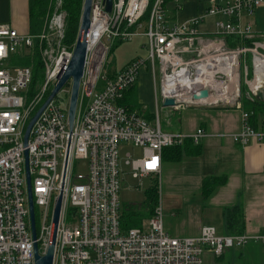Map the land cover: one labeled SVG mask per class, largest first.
Wrapping results in <instances>:
<instances>
[{"label": "built area", "instance_id": "2783aa9c", "mask_svg": "<svg viewBox=\"0 0 264 264\" xmlns=\"http://www.w3.org/2000/svg\"><path fill=\"white\" fill-rule=\"evenodd\" d=\"M57 1L58 5L62 2ZM166 1L112 0L111 12L107 13L103 0H92L72 130L68 131L67 121L70 89L64 91L68 102L63 105L57 102L62 87L34 123L25 147L26 124L55 85L57 71L67 67L74 44L63 42V11L45 18L38 34H20L0 24V264H34V241L38 253L45 252L61 183L52 264H203L204 249L218 256L225 249L250 242L264 246V233L222 235L212 226L201 227L194 237L170 236L163 228L160 203L152 210L146 228L123 231L120 227L119 142L141 149V157L126 161L132 175L141 178L159 172L164 148L181 145L187 139L197 144L205 136L202 129L190 134L163 131L158 117L148 121L119 104L125 91L137 82L139 72L143 68L150 70L155 108L165 98L176 102L170 109L216 105L224 99L216 92L214 84L222 83L216 79L228 76L211 63L219 58L229 59L235 63L231 68L235 71L237 56L242 52L239 47L226 48L224 38L264 36L252 33L250 25L242 26L240 22L243 14L252 15L264 6V0H208L200 15L179 24L167 22ZM208 17H218L214 31L202 34L199 24ZM136 36L146 38V60L136 58L109 77L106 58L114 43ZM34 47L41 58L43 81L29 98L32 68L17 62ZM258 56V52L253 54V65ZM208 78L212 80L210 83ZM196 80L203 84L194 85ZM202 89L207 90V97L194 98ZM212 97L219 100H211ZM238 102L235 100V105L240 109ZM230 138L241 145L264 142V119L261 129H256L249 123V114L241 111V128ZM24 150H27L34 220L35 206L40 217L34 241ZM77 160H86L85 174L74 173Z\"/></svg>", "mask_w": 264, "mask_h": 264}, {"label": "crops", "instance_id": "0c3cea01", "mask_svg": "<svg viewBox=\"0 0 264 264\" xmlns=\"http://www.w3.org/2000/svg\"><path fill=\"white\" fill-rule=\"evenodd\" d=\"M207 1L167 0V22L179 24L200 15ZM217 19L206 18L199 24L200 32L210 34ZM240 22L242 26L250 25L252 33L264 34V6L257 8L252 15L243 14ZM0 24L8 25L20 34H30L28 0H0ZM117 72L114 69L108 74L113 77ZM138 78L144 81L145 87L138 83ZM138 78L134 85L137 102L142 108L141 115L147 110L155 116L154 100L149 93V70L143 68ZM238 103L240 109L235 103L229 106L206 103L182 109H170L161 104L160 127L163 131L190 134L202 129L205 136L197 144L187 139L181 145L164 148L157 174L136 178L128 167L130 177L150 180V185L143 191V201L129 204L143 215L140 227L142 220L149 218L150 213L142 205L147 190L154 185L157 203L162 207L163 228L170 236L194 237L203 226L214 227L218 234H234L228 222L235 223L238 219L236 213H240L237 224L240 234L264 233V142L251 141L241 145L232 141L230 134L241 128V111H245ZM262 118L263 114H258L256 129H261ZM133 147L140 151L134 158L141 157V149ZM161 196L166 197L165 209ZM126 206L120 203L121 212ZM202 259L203 264H264V246L250 242L238 248L225 249L218 256L204 249Z\"/></svg>", "mask_w": 264, "mask_h": 264}, {"label": "rangeland", "instance_id": "374dc122", "mask_svg": "<svg viewBox=\"0 0 264 264\" xmlns=\"http://www.w3.org/2000/svg\"><path fill=\"white\" fill-rule=\"evenodd\" d=\"M51 2H52V5H50V10H49V7H47L45 18L50 16L55 11L57 12L63 11L66 16V12L63 9H61L62 3L58 5L57 0H51ZM237 47L242 49V52L239 56H237L236 65L234 68L235 74L237 77L236 86H234L232 89H229L227 91H221V92H220L221 89L219 90L216 88V92L219 94L218 96L222 97V99L224 97V99L221 100V102H219L220 105L229 106L235 103V100H239L242 105L241 98H240L241 96L242 98L248 99L250 101H252L254 97L252 94V89H251V82L254 80L253 54L255 52H258L260 55L258 57L264 58V36H257L253 38H240V41ZM147 55H148V50L146 46V40L142 36H136V37L131 38L130 40L121 41L119 44L114 46L109 51L108 56L106 58V70L107 72L108 71L112 72L114 69L120 71L123 67L127 66L132 60L136 58H140L141 60H146ZM40 61H41V58H40ZM42 74H43V71H42ZM149 76L151 80L150 85H149L151 90H149V93L150 95H152L151 96L152 100H154L153 80L150 74V70H149ZM140 79L138 78V83L141 82L140 84L143 88L145 87V84H144V81ZM216 80L219 82H222L220 83V85L225 86L227 84L228 77L222 75L218 77ZM42 81H43V77L40 81L35 82L34 88L39 89V87L42 84ZM241 84H242V88L244 87V89L241 92L242 94L240 93ZM155 86L156 88L158 86L157 67H156V74H155ZM70 88H71V79H69L63 85V91L59 92L57 96L58 98L57 102L59 104L63 105L68 102V94H65L64 91H68ZM224 92L226 93L225 95H224ZM134 94L135 96L133 98ZM136 95H137V89L134 88L133 91H130L128 98L130 99V97L132 96L131 101L137 102ZM218 98L215 99L214 97H212L211 100H218ZM160 107H161V104L159 102L156 106V114L154 117L157 116L158 120H160L159 123L162 124V121H161L162 108ZM146 112L150 113L149 111H146ZM127 153L130 154L129 158L126 157ZM139 153H140L139 149H135L131 143L120 141L118 144V166H119L120 172H122L121 173V184H120V190H119L118 196H119L120 203L124 206L129 205V204H134V203H141L144 199L143 191L146 189L148 185H150L149 179L138 180L128 175L129 166L126 163V161L138 156ZM86 164H87L86 160H77L75 162L74 173L75 174H85ZM159 194L161 195L160 191H159ZM161 197L163 199V202H164L163 207L165 209L166 197L165 196H161ZM147 221H148L147 219L142 220L143 228L146 227ZM39 225H40L39 208L35 206L36 229H38Z\"/></svg>", "mask_w": 264, "mask_h": 264}, {"label": "trees", "instance_id": "16d2710c", "mask_svg": "<svg viewBox=\"0 0 264 264\" xmlns=\"http://www.w3.org/2000/svg\"><path fill=\"white\" fill-rule=\"evenodd\" d=\"M82 2L83 0H62L61 2L62 3L61 9H63L66 12L65 29H64V37H63V42L66 45L71 46L75 42L78 28H79V20H80V15H81ZM50 5H52L51 0H28L30 34H38L41 31L44 21H45V14L47 11V7H49V10H50ZM144 17H146V15ZM239 41H240V38L238 36H226L224 38L225 47L228 49L236 48ZM120 42L121 41H116L113 47L119 44ZM18 59L19 61L17 63L20 62L19 64L30 66L32 68L33 76H32V81L28 89V93H29L28 97L30 98L37 92V89L34 88L35 82L40 81L43 77L42 63L40 61L38 50L34 47L32 48L31 51H29V53L24 54ZM108 76L112 77V74L109 73ZM134 88H135V85H132L125 91L122 99L119 101V104L125 106L126 108H129L130 110L136 111L137 113L141 114L142 113L141 105H139L136 101L132 102L131 101L132 96L130 97V99L128 98L130 91H133ZM243 89L244 87L242 88V84H241L240 93L242 92ZM134 96L135 94L133 95V98ZM240 98H241L242 105L245 108V111L249 114V121L252 127L256 128L255 126H256L258 114L260 115L263 114L262 119H264V103L260 102L255 96L253 97L252 101L242 98V96ZM146 111L147 110L144 111L143 116L147 120H150V119L154 120L155 118L154 115L147 113ZM172 147H175V146H172ZM156 204H157V191H156V186L153 185L147 190L145 203L142 205V207L145 208L147 212L150 213L149 214L150 216ZM237 214H238V219L235 221V223L230 224L228 222V227L232 229V233L234 234L241 233L240 229L237 230L238 228L237 224L240 221V213H236V215ZM228 215H229V212H228ZM142 216L143 215H141L137 210H134L132 206L127 205L125 209L123 210V212H120L121 229L124 231L132 227H140V222H141L140 220L142 219Z\"/></svg>", "mask_w": 264, "mask_h": 264}, {"label": "water", "instance_id": "95a60500", "mask_svg": "<svg viewBox=\"0 0 264 264\" xmlns=\"http://www.w3.org/2000/svg\"><path fill=\"white\" fill-rule=\"evenodd\" d=\"M92 0H83L81 15L79 20V28L77 32V36L74 42V47L72 51V55L67 67L64 70H59L56 73V83L53 86L52 90L43 101V103L37 108V110L33 113L31 118L26 124L24 134H23V145L24 147L27 145V140L31 128L34 123L46 108V106L50 103V101L55 97V95L60 91L63 85L71 79V88L69 94V102L67 109V121H68V131L71 132L73 126V120L75 115V108L77 103L78 89H79V81L83 74L84 62H85V53L87 46V39L89 34V13L91 7ZM104 10L107 13L111 12L112 0H103ZM253 96H255L260 102L264 103V77L261 78L254 90H252ZM194 98H206L207 90L202 89L198 92V94L193 96ZM217 104H219L217 102ZM176 105V102L171 98H165L162 102L163 107H173ZM24 167H25V177H26V189H27V200H28V209H29V219H30V229H31V237L33 241L36 238L35 234V220H34V206L31 195L30 188V178L28 174V160H27V150H24ZM61 188L62 183L60 185V192L55 200L53 207V216L51 220L50 233L48 244L45 252L43 254L38 253L37 243L34 241L33 243V258L34 264H52L53 258V250L55 244L56 237V228L58 221V214L61 204Z\"/></svg>", "mask_w": 264, "mask_h": 264}, {"label": "bare ground", "instance_id": "6f19581e", "mask_svg": "<svg viewBox=\"0 0 264 264\" xmlns=\"http://www.w3.org/2000/svg\"><path fill=\"white\" fill-rule=\"evenodd\" d=\"M220 63H222V65H220ZM211 64H213V68L217 67V70L222 71L223 73H225L229 77L227 84L225 86L220 85L219 83H215L214 84L215 88H217L219 90L221 89L220 90V92H221V91H227L229 89H232L234 86H236L237 77H236L235 71L231 70V68L233 67V65L235 63H231L229 59H225V58L220 59L219 58V59H216ZM211 72H214V70H212ZM263 77H264V59L256 58L254 61V80L251 82V89L252 90H254L258 81ZM211 81L212 80L210 78H208L207 82L210 83ZM194 82L195 83H193V84L196 86H201L203 84L199 80H196ZM208 83L205 85L208 86ZM214 101H216V100H214Z\"/></svg>", "mask_w": 264, "mask_h": 264}]
</instances>
